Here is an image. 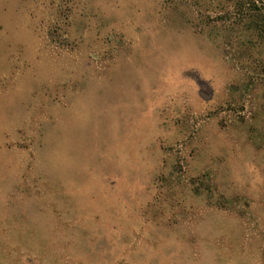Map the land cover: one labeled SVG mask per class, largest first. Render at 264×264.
<instances>
[{"label": "rangeland", "instance_id": "374dc122", "mask_svg": "<svg viewBox=\"0 0 264 264\" xmlns=\"http://www.w3.org/2000/svg\"><path fill=\"white\" fill-rule=\"evenodd\" d=\"M0 264H264V0H0Z\"/></svg>", "mask_w": 264, "mask_h": 264}]
</instances>
